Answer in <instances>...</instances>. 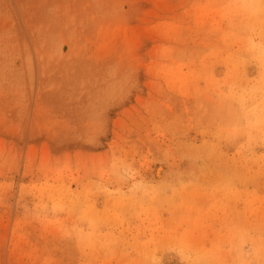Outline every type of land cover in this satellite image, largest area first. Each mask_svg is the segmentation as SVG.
<instances>
[{
    "label": "rangeland",
    "instance_id": "374dc122",
    "mask_svg": "<svg viewBox=\"0 0 264 264\" xmlns=\"http://www.w3.org/2000/svg\"><path fill=\"white\" fill-rule=\"evenodd\" d=\"M0 264H264V0H0Z\"/></svg>",
    "mask_w": 264,
    "mask_h": 264
}]
</instances>
